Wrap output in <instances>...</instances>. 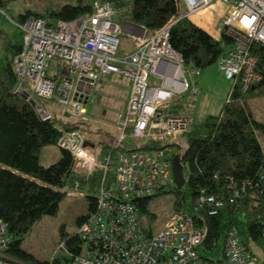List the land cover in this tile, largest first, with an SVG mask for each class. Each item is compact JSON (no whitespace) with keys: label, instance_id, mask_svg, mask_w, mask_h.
I'll return each instance as SVG.
<instances>
[{"label":"built area","instance_id":"1","mask_svg":"<svg viewBox=\"0 0 264 264\" xmlns=\"http://www.w3.org/2000/svg\"><path fill=\"white\" fill-rule=\"evenodd\" d=\"M184 1L179 17L201 13L213 2L226 4L219 21L231 44L217 58L223 77L232 81L226 100L234 84L244 91L257 84L260 74L250 45L256 41L264 46V0ZM176 20L149 30L118 21L109 2L94 0L90 13L70 20L49 24L44 18L29 17L17 24L22 45L14 57L19 79L16 93L27 91L30 97L51 101L60 114L85 121L89 94L102 74L121 75L128 80V96L115 120V147L129 138L164 143L155 148L135 145L115 157L107 154L98 160L78 130L66 131L58 138V146L72 154L78 173L93 181V172L100 170L94 180L95 209L78 223V253L72 254L64 241L58 242L53 252L70 255L66 264H258V256L240 242L235 227L228 230L220 262L201 258L197 247L206 230L185 210H174L155 234L139 224L140 198L174 183L172 147L167 142L181 136L189 125V118L170 112L168 104L178 96L193 101L198 93L195 84L200 69L186 65L169 41ZM122 36L128 45L119 52ZM150 74L159 78L158 84H148ZM35 108L42 119L51 117L41 104ZM207 202L208 214H216L220 202L201 193L198 205ZM8 240L6 224L0 221V264H29L2 252Z\"/></svg>","mask_w":264,"mask_h":264},{"label":"trees","instance_id":"2","mask_svg":"<svg viewBox=\"0 0 264 264\" xmlns=\"http://www.w3.org/2000/svg\"><path fill=\"white\" fill-rule=\"evenodd\" d=\"M93 1L0 0L1 9L11 3L12 10L16 12L15 27L4 28L0 18V221L6 224L9 236L2 252L29 264H66L71 258L70 255L59 254L41 262L19 247L20 236L35 220L56 211L63 192L52 186L78 183V187H84L88 184L87 189L92 193L87 196L88 213L96 205L95 181L100 170L93 172L95 181H89L78 173L73 166L72 154L58 146V138L66 131L78 130L89 142L88 149L97 151L98 160L107 154L115 157L135 144L129 138L120 147H115L117 130L114 137L109 132H102L103 137L100 135L96 139L90 122L78 119L73 122L69 116L60 114L54 107L52 109L51 101L31 94L36 105L41 104L51 112L49 119H42L35 106L14 90L19 80L14 57L22 45V33L17 24L29 17L44 18L49 24L57 19L70 20L90 13ZM100 1L113 6L118 21L127 20L149 30H155L177 17L170 27V44L182 54L186 65L200 70L216 61L231 44V39L223 32L221 39H214L189 17H179L184 9L182 0ZM17 2L26 6L19 10V7L15 8ZM35 4L36 7L33 6ZM250 52L257 58L259 82L246 91L234 84L229 100L223 103L218 113L190 119L186 131L167 142L173 151L171 163L178 153L185 177L181 188L175 183L170 184L174 210L191 213L196 225L205 228L206 236L197 249L201 258L213 262L223 259L226 235L231 227H235L240 242L258 256V264H264V153L257 132L261 128L264 133V123L253 118L246 103L250 94L264 92V46L253 41ZM236 99L240 102H235ZM44 102L48 104L44 106ZM191 102L184 96H178L167 108L189 118ZM48 144L58 146L61 155L56 162L44 166L39 161L40 150ZM138 146L155 148L146 144ZM174 147L179 151L175 153ZM201 193L212 195L220 202L216 214H208V202L198 205ZM149 197L140 198L138 210L146 211ZM87 214L81 216L78 223ZM63 241L72 254L78 253L79 237L73 234L64 237Z\"/></svg>","mask_w":264,"mask_h":264},{"label":"rangeland","instance_id":"3","mask_svg":"<svg viewBox=\"0 0 264 264\" xmlns=\"http://www.w3.org/2000/svg\"><path fill=\"white\" fill-rule=\"evenodd\" d=\"M18 2L15 4V8L19 7V10H22L26 4ZM35 2L37 3V1ZM7 5L4 9L0 8L1 24L4 28L15 27L16 12L12 10L13 5L11 3ZM33 6L36 7V4ZM127 45L128 40L122 36L119 52L125 51ZM109 75L112 74H102L101 79L97 81L87 100V122H90L93 129L92 132L97 138L102 132H109L114 137V128L116 129V121L114 120L117 114L124 110L128 96L127 81L125 79H111L112 76ZM158 83L159 78L154 74H150L148 84ZM195 85L198 93L189 104V109L192 107L193 116L196 118H204L208 114H216L219 111L222 104L226 101L232 81L223 77L217 61H214L201 69L200 74L196 76ZM235 102H240V100L236 99ZM246 103L253 118L264 123V92L250 94L246 98ZM43 104L46 106L48 102ZM53 107L56 111L58 110L52 104L51 108L53 109ZM70 120L74 122L76 119L70 118ZM257 132L264 153V133L261 128H258ZM135 144L161 147L164 143L136 141ZM94 149L92 148V150ZM173 149L175 153L179 151L177 147ZM95 152L97 153V151ZM60 155L61 149L58 146L54 144L44 145L40 150V164L48 166L56 162ZM52 187L63 192L62 197L58 201L56 211L51 214H44L35 220L28 230L22 233L19 242L20 249L41 262L56 257L53 252L58 246V242L63 241L64 237L77 232L78 219L89 211L87 196L92 195L89 189L72 186L69 183ZM173 211V194L170 191V185H166L161 190L152 191L146 201V211L138 210L139 224L144 230H149L152 234H155L162 228ZM81 246L84 249L85 243L82 242ZM255 251L259 254L258 250Z\"/></svg>","mask_w":264,"mask_h":264},{"label":"crops","instance_id":"4","mask_svg":"<svg viewBox=\"0 0 264 264\" xmlns=\"http://www.w3.org/2000/svg\"><path fill=\"white\" fill-rule=\"evenodd\" d=\"M183 7H184V4H183ZM225 9H226V4H223L221 2H213L206 10H204L201 13L193 14L189 18L191 19L193 23H195L196 25L200 26L202 29L207 31L214 39L219 40L221 39V32H222V25L220 24L219 20H220L221 15L225 11ZM109 76H112L111 79H116V78L119 80L125 79L127 81L126 85H127V91H128V80L125 77L121 78L117 74H112ZM190 110H191V113H190L191 115L189 117V120L190 119L191 120L200 119V118H196L195 116H193L192 107H190ZM114 130L116 133L115 128ZM95 138L97 139V137Z\"/></svg>","mask_w":264,"mask_h":264},{"label":"water","instance_id":"5","mask_svg":"<svg viewBox=\"0 0 264 264\" xmlns=\"http://www.w3.org/2000/svg\"><path fill=\"white\" fill-rule=\"evenodd\" d=\"M19 96L22 98L28 100L32 106H35V100L32 97H29L30 94L27 91H22L18 93ZM84 145H89L88 141L84 142ZM180 156L176 154L172 159V173H173V181L176 185V187L181 188L185 182V177L183 175L182 165L180 163Z\"/></svg>","mask_w":264,"mask_h":264},{"label":"clouds","instance_id":"6","mask_svg":"<svg viewBox=\"0 0 264 264\" xmlns=\"http://www.w3.org/2000/svg\"><path fill=\"white\" fill-rule=\"evenodd\" d=\"M217 61V60H216ZM30 97V96H29ZM33 98V97H32ZM227 98V97H226ZM34 99V98H33ZM35 100V99H34ZM36 102V101H35ZM35 107H36V103H35ZM85 142V141H84ZM86 146V145H85ZM87 147V146H86ZM88 148V147H87ZM91 151V150H90ZM96 151V150H95ZM95 151H92V152H94L95 153V155H96V152ZM74 163V162H73ZM76 187H78V186H76ZM84 187L85 188H88V187H86V185H84ZM82 220V219H81ZM75 235H76V233H75Z\"/></svg>","mask_w":264,"mask_h":264},{"label":"bare ground","instance_id":"7","mask_svg":"<svg viewBox=\"0 0 264 264\" xmlns=\"http://www.w3.org/2000/svg\"><path fill=\"white\" fill-rule=\"evenodd\" d=\"M182 2H183V4H184V6H185V1L184 0H182ZM50 18V17H49Z\"/></svg>","mask_w":264,"mask_h":264},{"label":"flooded vegetation","instance_id":"8","mask_svg":"<svg viewBox=\"0 0 264 264\" xmlns=\"http://www.w3.org/2000/svg\"><path fill=\"white\" fill-rule=\"evenodd\" d=\"M53 105H54V104H53ZM116 117H117V116H116ZM115 120H116V118H115ZM115 120H114V121H115Z\"/></svg>","mask_w":264,"mask_h":264}]
</instances>
